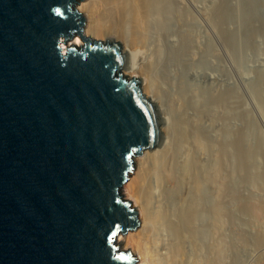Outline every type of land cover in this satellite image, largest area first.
Returning a JSON list of instances; mask_svg holds the SVG:
<instances>
[{"label":"water","instance_id":"water-1","mask_svg":"<svg viewBox=\"0 0 264 264\" xmlns=\"http://www.w3.org/2000/svg\"><path fill=\"white\" fill-rule=\"evenodd\" d=\"M78 1L0 0V264L137 261L118 243L140 224L121 188L159 115Z\"/></svg>","mask_w":264,"mask_h":264},{"label":"bare ground","instance_id":"bare-ground-1","mask_svg":"<svg viewBox=\"0 0 264 264\" xmlns=\"http://www.w3.org/2000/svg\"><path fill=\"white\" fill-rule=\"evenodd\" d=\"M172 1L174 0H80L77 3L79 11L87 19L85 27L87 35L102 39L113 38L116 41H125L123 52L127 56V62L125 68H123V73L131 78L140 77L141 79V77H144L141 84L142 90L143 86H145L147 94L152 98V100H149L153 103L159 115L162 132L160 144L152 150H145V158L141 161L140 169L134 177H129L122 187L127 197L132 199L135 206L139 209V226L135 230H129L125 235V247H130L135 251L136 264H165V258L167 257L165 251L169 249L166 240L171 234L174 237V245L176 247V253H174L175 256L173 257L175 264H191V262L199 264L197 255L198 249H202L199 248L202 244H199L198 238L201 237L198 236L197 238V235L204 227L201 225L204 219L201 220L200 218L207 213L209 215V225L207 226L210 227H208L210 230H213V227L216 228L220 221L223 222L230 218L231 211L229 212L228 210V204L231 201L229 198L231 196L235 197L234 194L231 195L233 192L230 191L227 181H224V185L221 184L219 186L214 185V181L220 172L223 173L222 169L224 167L222 168L221 166L224 162L225 164L227 163L230 147L234 146L235 148L234 152L237 155L236 159H239V168L244 166L248 154H246L247 151L244 146L243 133L240 131V133L235 135L234 140L229 138L230 142H226L228 139L225 141L226 143L224 140L223 143L221 142L223 145L220 146L219 150L221 152V154L219 153L220 164L213 165L208 161L207 164L209 165L207 166V164L201 162L207 157H204V152H209L214 146V144L213 146L209 145L210 139L213 140V138L208 133V126L216 124V116L226 114V109L229 108L232 99L231 93L233 92L223 93L226 90H222L223 92L220 91L222 92L220 93L218 92L219 89H213L212 87L213 90L210 89V93L205 91L208 93L206 95L203 88V92L201 91L199 82L196 83L197 85H194L196 81H194V84H189V77H197L200 74L204 75L208 82L216 83L218 81L222 85L227 86L226 79L220 78L215 73L207 72L209 64L206 65L205 62L211 64L214 62L215 64V61L207 60V57L199 59L195 49L196 40L189 29V14L187 15L185 13L187 11L182 10L183 8H178V15L176 13L180 23L183 24V29L186 31L182 34L180 45H178L179 43L171 34L170 36H164L173 49H164L166 47L161 44L158 48H154L156 45L153 47L150 39L152 38L150 37L151 30L155 24L161 33L160 36H162L161 30L163 31L164 28L167 30L168 26L165 24L169 21L170 12L173 10ZM219 8L209 10L206 15L218 27L219 36L221 33L225 47L228 49L232 39L229 32L231 14L225 6ZM216 32L218 33V31ZM74 43L81 45L83 43L82 38L77 36L74 39ZM63 48L64 50L67 49V44L64 42ZM213 53L214 49L210 47L207 55H212ZM151 94H153V97ZM216 107L220 109L217 110L215 109ZM212 111L217 112L211 116L210 113ZM175 115V123L173 122L174 125L172 126L171 116L175 117ZM210 131L213 132L211 129ZM171 139L175 141L178 151L181 150L187 156L188 161H186L188 163L185 166H183L182 161L183 165L177 160L179 155H176L177 149L175 156L167 155L169 158L166 157L167 152H169L168 148L171 149V146H173H170ZM175 148L173 147V151ZM181 151L178 153H182ZM230 152L233 153L232 150ZM183 156L181 155L182 158ZM202 163L207 166V168L204 167L206 168L204 173V170H200ZM228 174L226 173V175ZM201 175H204L209 183L210 194L219 193L221 202L218 206L211 203L213 200L210 202L208 200L204 201L201 193V182H205V180L202 181L203 177ZM226 177L229 178L228 176ZM225 180L227 179L225 178ZM171 197L174 202L170 200ZM209 200H211L210 197ZM243 200L245 199L239 197L243 210L253 211V224L260 227L261 221L258 216V210L262 206L254 205L255 207H251L248 202L246 204ZM205 202L209 204H205ZM249 216L251 217V215ZM199 221L200 223L202 222L201 226L198 225ZM198 226L201 227L200 230H198ZM214 230L212 233L215 232ZM259 232L258 240L263 242L264 231L259 230ZM207 233L209 234V232ZM121 235L118 237V242L124 239ZM199 241L201 242V240ZM187 243H191L193 247V250H191L193 252L190 251V257L188 256L189 252L187 253L185 248ZM213 259L215 260V258ZM211 260L212 258L210 262Z\"/></svg>","mask_w":264,"mask_h":264},{"label":"rangeland","instance_id":"rangeland-1","mask_svg":"<svg viewBox=\"0 0 264 264\" xmlns=\"http://www.w3.org/2000/svg\"><path fill=\"white\" fill-rule=\"evenodd\" d=\"M174 1H172L173 5H171L173 7V10L171 9L172 11L169 15L170 19L165 24L168 26L167 30H165L166 28H164V30L167 32L161 30L163 37L160 36L161 33L159 32L156 24L151 30L150 37L152 38L150 39L151 43H153V47L154 45H156L154 48H158V46H160L161 44L166 47L164 49H173L170 42L166 41L167 39L165 37L168 35L170 36L171 34L175 37L177 43H181L183 36L182 34H184V32L186 31L183 29V24L180 23L179 18L177 17V10L183 8L182 10H186L187 12L185 13L187 15L189 14V29L192 32L194 39L196 40L195 49L199 55V59L201 60L202 58L207 57V60L215 61V64L214 62H212V64L205 62L206 65L209 64L207 66V72L215 73V75H219L220 78L226 79L227 82V86L222 85V83H219L218 81L216 83L208 82L204 75L199 74L197 77H189V84H194V81H196L194 85H197L196 83L199 82L201 87H198H200L201 91L203 88L204 92H208L210 89H212V87L213 89H219V91L217 90L218 92L222 90H226L224 92L222 91L223 93L228 91L233 92L231 93L232 99L229 108L226 109V114H219V116H216V124L218 125L216 126V124H212L208 126V133L210 136L212 135L211 137L213 138V140L210 139L209 145L213 146L214 144L215 147L213 146L212 150H210L209 152H204V157H207L201 162L207 164L209 161V163L213 165H218L217 163L220 164L219 153L221 154V152L219 150L220 146L223 145V140L224 142L227 139L228 140L226 142H230V139L234 140L233 138L236 134L240 133V131H242L244 136L243 141L245 149L247 151L246 154L248 153L245 159V164L244 166H242L243 169L239 168L240 166L238 165V158V161H236L237 155L236 152H234V146L230 147L233 153L230 152L231 150H229V153L227 152L229 156L228 160H226L227 163H221V167H224L222 169L223 173H219V176L214 181V185H224V181H227L228 186H230L231 189L229 190L233 192L231 193V195H235V197L231 196L232 198H229L231 202H229L228 204V210L229 212L231 211V216L223 222L216 221L219 223H216V228L213 227V230L215 229V232L213 233V230H210V227L207 226L209 225V215L205 213L204 217L200 218L201 220H204L202 221L203 223L201 222L202 224L199 221L198 225L201 224L204 227L200 230L201 227L198 226V230H200L199 232L202 235L201 236L200 233H198L199 235H197V238L198 236L201 237L198 238L199 244H202L200 245V247L198 246L200 249L202 248V251L198 249V263L209 264L210 259L212 258V263L210 262V264H264V241L259 242L258 240L260 233L259 230L264 231V0ZM220 5L222 7L225 6L231 14V22H229V32L231 33L230 36L232 39L230 40L231 45H229L230 47L228 46V49L225 47L221 33L219 36L218 27L214 23H212L210 17L206 15L209 10H214L215 8L220 9ZM175 10L176 12H174ZM216 31H218V33ZM173 32L175 35L173 34ZM92 38L102 41L107 40L96 37ZM119 42H121L122 46L124 47L125 41L120 40ZM180 43L178 45H180ZM82 44H84V42ZM210 47L214 49V53L212 55H207L208 49ZM141 79H144V77H141ZM143 91L145 92L147 97L152 100V98L147 94L145 86H143ZM210 91L208 93H210ZM208 93H206V95H208ZM151 96L153 97V94H151ZM215 109H217V107ZM219 109L220 108L218 107L217 110ZM215 112L217 111H212L210 115L213 116ZM171 119L173 126L175 123L176 115L175 117L171 116ZM210 129L213 132H211ZM171 140L170 146L173 145L171 146L172 150L168 148L169 152H167V154L166 152H164V154H166V157L171 155L175 156L176 149L178 148L175 141L173 139ZM173 147H176L174 151ZM180 151L181 150L178 151L177 149L176 155L179 154L177 157L179 159L181 158L180 160L177 158V160L180 161V163L182 161L184 165L182 163L181 165L185 166L188 163V159L184 152L181 151L182 153H178ZM145 152L146 151H144L142 155L134 158L133 170L131 171L129 177H134L140 169L142 163L141 161L145 158ZM232 154L233 156H231ZM181 155H184L183 158L181 157ZM204 164H199L200 170H204L203 173L209 165L207 164V166H204ZM226 173H229L230 176L229 174L226 175ZM201 176L203 177L202 181L205 180V182H201V193L204 201L208 200V202H210L213 200L211 203L218 206L221 202L219 193L216 192L215 194L213 193L211 195L208 181L206 180L204 175ZM226 176H228L229 178H227ZM225 178L227 180H225ZM227 183L225 182V184ZM121 193L125 198L130 199L127 197L122 188ZM170 195L172 194L170 193ZM209 197L211 198V200H209ZM239 197L245 199L243 201L246 202V204L248 202V205H250L251 207H255L256 205L262 206L263 209L260 208V210H258V216L260 217L261 221L260 227L253 224L254 212L245 209L243 210L241 202L239 201ZM171 199L173 198L171 197L170 200ZM130 200L135 206L134 201L132 199ZM171 201L174 202V200ZM208 202H205V204ZM137 210L139 209L137 208ZM249 215H251V217ZM207 232H209V234ZM121 236L124 237L123 240H120L118 242L121 248L131 249L133 254L136 255L135 251L132 248L125 247V235ZM170 237L168 238V240L170 239L169 241L166 240L169 245V247L167 246L169 249L165 251L167 255L164 262L165 264H175V260L173 259V257L175 256L174 253H176V247L174 245L175 241L172 234ZM199 240H201V242ZM189 245L190 247H188ZM185 248L186 252L190 253H188V256L190 257L191 252H193L191 251L193 250L191 243H187V246ZM208 255H210V257H208ZM213 258H215V260ZM191 264L194 263L191 262Z\"/></svg>","mask_w":264,"mask_h":264}]
</instances>
